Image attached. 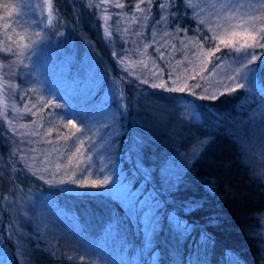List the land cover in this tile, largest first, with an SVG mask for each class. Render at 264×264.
Segmentation results:
<instances>
[{"label": "trees", "instance_id": "1", "mask_svg": "<svg viewBox=\"0 0 264 264\" xmlns=\"http://www.w3.org/2000/svg\"><path fill=\"white\" fill-rule=\"evenodd\" d=\"M166 1L153 0L142 13L135 5L145 8L147 0H113L125 7L115 8L121 24L111 25L108 35L99 25L98 7L91 6L95 0H52L53 27L46 26L44 14L43 27L34 23L40 30L31 33L36 43L20 48L33 61L47 63L35 68L43 90H61L71 104L79 98L71 106L76 115L86 116L83 107L100 100L115 111L113 164L134 196L152 207L150 232L143 231L132 208L108 194L56 193L33 170L24 172L20 159L33 143L19 146L0 122V264H92L88 256L99 253L110 264H264V50L250 66L249 83L216 100L202 99L201 89L195 96L153 89L142 83L137 72L142 62L133 67L132 56L142 61L156 54L149 41L157 20L167 30L179 26L186 33L197 22L185 0H171L161 10L159 3ZM133 14L137 19L127 21L125 15ZM6 44L12 51L10 56L0 51V62L7 82L13 76L6 63L13 58L23 72L14 80L34 73V66L24 70L16 60L14 40ZM59 67L63 83L56 80ZM3 90L18 96L17 90ZM61 111L57 121L71 119L66 104ZM148 126L154 138L146 139ZM202 144L194 154L193 146ZM42 194H53L51 201L66 211L63 218L37 204Z\"/></svg>", "mask_w": 264, "mask_h": 264}, {"label": "rangeland", "instance_id": "2", "mask_svg": "<svg viewBox=\"0 0 264 264\" xmlns=\"http://www.w3.org/2000/svg\"><path fill=\"white\" fill-rule=\"evenodd\" d=\"M25 1L26 5L23 6V2ZM87 1L90 0H84L85 3ZM237 2L241 4L256 3V0H190V3L196 6L194 8L188 7L197 21L193 28L194 31H191L192 33L177 31V29H184L179 26L167 30L164 23H158L156 24V28H153L150 32L151 38L149 41L150 44H153L154 48H156V54H153L150 57L146 55L143 57L142 61L140 60L141 58L136 59V56H132L129 62L133 67H137L139 62H142L140 64L141 68H139L137 72L143 80H149L148 84L150 86L153 82L152 72L155 70L153 61H155L156 66L165 69L163 80L167 82L169 87L172 86L171 80L168 79L169 61L176 67V72L173 76L174 79L177 76L183 79L186 76L192 75L193 68L199 72L201 65L195 57H190L192 59L191 65H188L187 62L184 61L185 53L182 51L184 45H182L180 41H187L193 36H197L201 40L212 36L213 33L209 30L207 25L215 23L216 14L221 11V5ZM261 2L264 3V0H261ZM95 3L99 4L101 3V0H95ZM185 3L187 5V0H185ZM114 4L113 0H108V4L105 5L104 8L98 7L100 14L99 25L103 26V29L107 33L111 31V25H116L115 23L121 24L119 21V17L122 15L121 11L118 12L119 15H116L114 13V11H116ZM213 5H215L214 8L212 7ZM105 9L109 16L107 21L103 19ZM44 14L47 18L48 9L46 7V0H0V36L5 32L4 36L7 37V39L2 38L0 40V51L3 55L10 56V52L4 51L3 49L9 47V45L6 44L7 40H14V48L18 52L16 60L21 61L20 64L24 66V70L34 66V73L35 68L37 69L41 66L46 67L47 63L39 61L40 58L37 59V62L33 61L32 55L26 49H24V52L21 51L20 48L24 45V47L30 46V49L36 43L37 39H34L35 37H32L31 33L39 32L40 29L36 24L40 26L43 25L45 21ZM25 15H32L35 17V20H30ZM10 16L14 20V26H11L12 20ZM125 16L129 19L126 18L127 21L131 22L133 20L131 16ZM56 17L53 8L52 22L49 23L48 19H46V26L53 27V22L56 20ZM201 21H204L203 25H201ZM128 25L129 24H125V26ZM165 32L168 33L167 36L164 35ZM236 39L242 42L243 39H246V36L242 35ZM3 40H6L5 43H2ZM173 46H175V50ZM203 47L205 50L214 48L215 42H206ZM259 50L264 49H250V51L255 52L257 56L260 55L258 54ZM161 53L164 55L163 60L160 59ZM221 53L228 54L222 56L220 61L221 67L217 69L219 75L213 74L208 77L212 84L215 85L216 82L220 80H223L225 84H229L233 87L236 83L242 85L247 82L249 83L252 76L251 64L248 63V60L251 59V57L245 59L242 54L231 53L228 49L223 47H221V51L220 53H217V55H221ZM203 58L204 57L202 56L201 59ZM12 60L13 64L10 62L6 63L12 67L10 68L8 75L13 76V79H9V83L4 77V66L0 62V74L2 75V82L0 80V122L5 123L6 127L11 129L10 133L14 134L17 138V140L15 139V142L19 146L23 143V145L26 146L29 140L33 143L31 144V147H29L33 151L28 150L24 157L22 152L23 158L20 159L21 169L24 172L25 170H33L34 172H31L33 177L45 181L46 188L55 190L56 193L61 191V193L68 192L79 196L84 195L87 192H103L108 194L110 197L119 200L125 208H132L134 212L133 215H138L142 222L143 231L149 233L151 230L150 215L153 212L152 207L148 205L145 198L140 197L139 199L137 196H134V193L130 191L129 186L122 182L118 167L113 164L112 153L114 147L111 144V140L114 134L113 131H115L116 128H114V122L111 119L115 116V111L111 112L110 108L105 107L103 100L96 101L95 103L92 101L93 105L84 106L82 109L83 112L89 114L80 117L73 112L75 109L73 110L71 107L79 100L78 97H76V99L78 98L77 100H74V98V102L72 101L73 103L71 104L68 102V97H65L61 90L60 92L54 88L47 90V87L43 90L41 83L37 82L38 78L36 73L34 74L33 72L31 73L32 75L29 74V72H26L27 74L24 75V79L16 78V80H14V77L17 76L16 73L22 74L23 72L15 67L14 58ZM177 62L183 63L178 66ZM208 68H211V64L208 65ZM142 69L147 71L144 73ZM63 73V70L59 67V73L57 74L56 80L62 83L64 82ZM204 74L207 75V73ZM229 76L236 77V80H228L227 77ZM19 81H24V84L20 85ZM155 82L158 83L159 80ZM187 82H189V80ZM65 83H67V81H65ZM3 86L4 88L13 89L14 91L17 90L18 96L14 98L13 95L5 93ZM222 89L223 88L220 87L219 91H222ZM212 90L214 89L209 88V91ZM46 96L48 97L46 98ZM64 99H66L65 103ZM154 101L157 102L163 100L157 98L154 99ZM64 104H66V111L71 114V119L68 121L65 120V123H63L62 117H59L60 119L57 121L58 115L62 113L61 108ZM147 108L148 107L144 106L145 110ZM185 108L188 109L189 107L186 105ZM20 118L24 121V123L21 122L22 128L20 125ZM73 125H75V127H73ZM18 129L19 131H16ZM77 129H79V131H77ZM150 129L151 128L148 126L146 139L154 138V134ZM65 137H67V139H65ZM80 140H83L84 144L81 148V153H76V148L80 146ZM89 149H91V151H89ZM262 152L263 149L260 148L259 155H261ZM61 153H64L65 155H61ZM73 153H76V155L72 156ZM69 156H72L71 163H69L68 160ZM87 157L92 158L91 160H88V164H90L91 167L88 168L86 173L81 174L79 169L85 166L83 161L87 159ZM69 176H72L73 179L77 181H84L85 183L83 185L79 182L71 183L68 179ZM41 177L43 178L41 179ZM105 177L108 178V183L100 184L99 182L103 181ZM60 181H63V183ZM93 182H96V184L94 185ZM52 197L53 194H42V196L37 197V204H42L46 209L52 211L54 215L51 214V217L55 218L57 215L58 217L63 218L66 211L63 210V208L58 210L56 202L52 200V203L51 201ZM28 198L30 199V197ZM70 202L72 203V200H70ZM86 204L89 205L90 202L86 201L85 205ZM67 226L69 227L68 224ZM0 251L3 252V249L1 248ZM2 252L0 253V258L3 257ZM88 257H90L89 261L92 264H110L107 262L106 255L103 253H99L94 257ZM4 262L7 263V260L5 259Z\"/></svg>", "mask_w": 264, "mask_h": 264}, {"label": "snow or ice", "instance_id": "3", "mask_svg": "<svg viewBox=\"0 0 264 264\" xmlns=\"http://www.w3.org/2000/svg\"><path fill=\"white\" fill-rule=\"evenodd\" d=\"M143 3L144 0H141ZM153 3V0H147V3L145 5V8H141V4L137 3L135 5L136 11L146 13L147 8L149 5ZM171 3V0H167V2L159 3V7L161 10H164L169 7ZM108 4V0H101V3L99 4H93L92 7H100L104 8L105 5ZM187 6L188 7H196L190 3V0H187ZM46 7L48 9V21L49 23L52 22L53 19V5L51 0H46ZM114 7L116 8H124L125 5L123 3H115ZM213 8L215 5L212 6ZM119 15V14H117ZM171 16H176L175 12L170 13ZM142 19H147V15L141 17ZM103 19L107 21L109 19V16L106 13L105 9V15L103 16ZM132 19L135 20L137 17L135 14H133ZM166 17L161 16L160 20H165ZM160 21L157 20L156 23H159ZM201 25L204 24V21L200 22ZM209 30L213 33L212 36L206 37L204 40L199 39L197 36H193L187 41H180L182 45H184V48L182 51L185 53L184 55V61L187 62L188 65L192 64V59L190 57H195L197 61L200 62V68L199 72L196 71L195 68L192 69V75L186 76L183 79L180 77H176L175 79L173 76L176 72V67L171 64L169 61L168 65V79L171 80L172 86L169 87L167 82L163 80V73L165 69L159 68L155 65V61H153L154 71L152 72V79L153 82L151 84V87L153 89H161L166 90L168 92H189L191 95L195 96L196 89H201L203 91V95L201 96L202 99H209V100H216L219 95L223 94H231L236 92L238 88H243L244 85L236 83L235 86H231L229 84H225L223 80L217 81L216 84H212V82L208 79V77L212 76L213 74L219 75L217 72V69L221 67L220 61L222 59L223 55H227L228 53H221V55H217V53H220L221 47L228 49L231 53H240L242 56L247 59L248 57H251V59L248 60L249 64H252L254 61H256L259 57L257 54L253 51H250V49H264V3L261 2V0H256V3H244L241 4L239 2L237 3H226L221 5V11L216 14L215 23L207 25ZM242 30V31H241ZM177 31L183 32L186 31L185 29H177ZM108 35H111L109 32ZM165 36L168 35L167 32L164 33ZM246 36V39H243L242 42L238 41L236 38L240 36ZM213 43L215 42L214 48H209L207 50L204 49L203 45L204 43ZM147 47V46H146ZM175 50V46H173ZM4 51L11 52V47H5L3 49ZM204 57L201 59V57ZM160 59H164L163 53H161ZM183 62H177L178 66L182 64ZM211 64V68H208V65ZM204 73H207L205 75ZM194 80L196 81L191 86L188 84V80ZM228 80L235 81L236 77L229 76L227 77ZM159 80V82H155ZM143 84H148L149 80L144 79L142 81ZM207 85V86H206ZM222 87L224 89V92L221 93L219 91V88ZM209 88H213L214 90L209 91ZM75 127V125H73ZM79 131V129H77ZM59 139V137H58ZM67 139V137H65ZM84 141L80 140L79 145L76 148V153H81V148L83 147ZM203 148V144L199 146H193V153L198 154V151ZM91 151V149H89ZM76 153H73L72 156H75ZM61 155H65L64 153H61ZM72 156L68 157L69 163L72 161ZM91 157H87L83 161L85 166L83 168H80L79 171L81 174L86 173L88 171V168L91 167L90 164H88V160H91ZM59 167V166H58ZM67 174V173H66ZM43 177H41L42 179ZM69 181L71 183H81L82 185L85 183L84 181H77L73 179L72 176L68 177ZM51 182V181H49ZM63 183V181H60ZM100 184H107L108 178L105 177L103 181L99 182ZM95 185L96 182H93Z\"/></svg>", "mask_w": 264, "mask_h": 264}]
</instances>
